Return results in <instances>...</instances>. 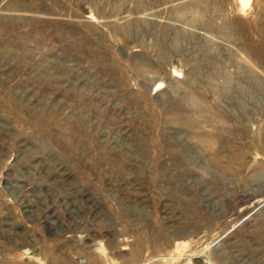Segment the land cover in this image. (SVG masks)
<instances>
[{
    "label": "rangeland",
    "instance_id": "rangeland-1",
    "mask_svg": "<svg viewBox=\"0 0 264 264\" xmlns=\"http://www.w3.org/2000/svg\"><path fill=\"white\" fill-rule=\"evenodd\" d=\"M0 264H264V0H0Z\"/></svg>",
    "mask_w": 264,
    "mask_h": 264
}]
</instances>
